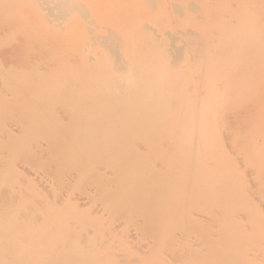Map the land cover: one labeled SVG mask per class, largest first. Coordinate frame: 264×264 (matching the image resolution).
I'll list each match as a JSON object with an SVG mask.
<instances>
[{
	"label": "bare ground",
	"instance_id": "obj_1",
	"mask_svg": "<svg viewBox=\"0 0 264 264\" xmlns=\"http://www.w3.org/2000/svg\"><path fill=\"white\" fill-rule=\"evenodd\" d=\"M0 264H264V0H0Z\"/></svg>",
	"mask_w": 264,
	"mask_h": 264
}]
</instances>
